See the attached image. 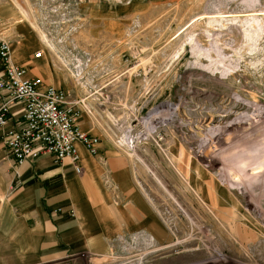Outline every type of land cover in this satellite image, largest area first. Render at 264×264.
Masks as SVG:
<instances>
[{
	"label": "rangeland",
	"instance_id": "obj_1",
	"mask_svg": "<svg viewBox=\"0 0 264 264\" xmlns=\"http://www.w3.org/2000/svg\"><path fill=\"white\" fill-rule=\"evenodd\" d=\"M59 2L62 10L47 17ZM4 3L20 9L22 20L35 18L41 35L53 34L62 16L67 32L87 13L91 22L104 20L89 32L102 42L81 37L102 61L83 71L136 74L135 106L119 121L146 137L132 153L162 231L132 234L150 235L151 246L131 239L129 249L119 238L116 254L41 264H264V0ZM109 24L114 37L105 34ZM129 53L137 57L131 64L104 61Z\"/></svg>",
	"mask_w": 264,
	"mask_h": 264
},
{
	"label": "crops",
	"instance_id": "obj_2",
	"mask_svg": "<svg viewBox=\"0 0 264 264\" xmlns=\"http://www.w3.org/2000/svg\"><path fill=\"white\" fill-rule=\"evenodd\" d=\"M89 16L87 13L75 39L62 40L57 31L56 35H41L35 18L22 20L20 9L0 4V38L12 42L14 63L26 67L29 78H40L44 86L63 89L70 99L84 101L79 126L101 139L97 155L76 143L81 173L72 159L58 162L48 155L16 169L6 160L3 145L5 132L18 127L22 115L21 105H12L13 117L0 127L2 264L49 263L81 253L104 257L117 252L114 243L119 238L128 239L139 231L162 236L139 185L141 163L134 153L115 143L117 123H126L119 120L126 119L127 111L135 106L136 74L126 70L93 72L89 67L81 78L76 74L77 65H85L87 60L90 65L102 63L89 53V43L85 45L81 39L104 22L97 18L92 23ZM111 30L113 26L107 25L105 34L114 37ZM89 35L90 43L102 42L98 34ZM131 48L135 46L129 51ZM39 52L42 55L36 58ZM129 54L106 56L104 61L131 64L137 57ZM115 116L118 119L113 120Z\"/></svg>",
	"mask_w": 264,
	"mask_h": 264
},
{
	"label": "built area",
	"instance_id": "obj_3",
	"mask_svg": "<svg viewBox=\"0 0 264 264\" xmlns=\"http://www.w3.org/2000/svg\"><path fill=\"white\" fill-rule=\"evenodd\" d=\"M44 2L45 0H38L41 9ZM60 10L62 9L59 2L58 7L52 10L45 9V14L50 17ZM73 15L71 10L67 18ZM61 18L62 20L52 24L53 28L61 33L60 39L66 37L73 39L72 32L77 33L80 26L78 24L79 27L72 26L71 31L67 32L63 28L65 18L63 16ZM67 21H72V18ZM41 55L39 52L35 57L40 58ZM87 63L89 60L85 65H77L78 78H81L83 66H87ZM27 75V68L13 61L12 42L5 37L0 38V127L5 126L13 117L12 105L20 104L22 107L18 127L5 132L3 136L6 160L11 161L14 168L19 169L26 162L40 156H52L58 162L70 158L75 163L76 171L81 173L82 168L77 164L79 157L76 143L83 144L92 155L98 154L101 144L99 136L88 134L79 126L84 101L72 100L63 89L44 86L40 78H29ZM116 127L118 130L115 143L128 152H134L139 143L146 141V137L135 136L133 127L120 123H117ZM131 239L133 244L143 242L144 246H151L150 235H134L127 239L125 247H130ZM71 260L70 258V262L61 264H71Z\"/></svg>",
	"mask_w": 264,
	"mask_h": 264
}]
</instances>
